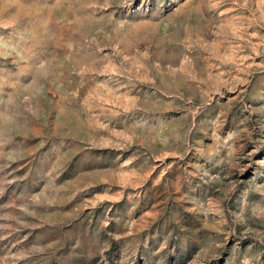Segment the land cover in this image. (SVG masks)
<instances>
[{
  "label": "rangeland",
  "instance_id": "rangeland-1",
  "mask_svg": "<svg viewBox=\"0 0 264 264\" xmlns=\"http://www.w3.org/2000/svg\"><path fill=\"white\" fill-rule=\"evenodd\" d=\"M0 264H264V0H0Z\"/></svg>",
  "mask_w": 264,
  "mask_h": 264
}]
</instances>
